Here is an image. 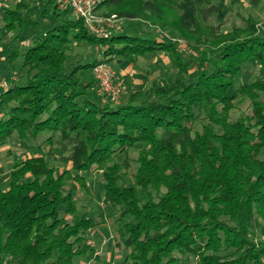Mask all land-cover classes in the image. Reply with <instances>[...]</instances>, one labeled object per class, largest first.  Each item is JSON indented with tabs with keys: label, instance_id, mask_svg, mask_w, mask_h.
<instances>
[{
	"label": "trees",
	"instance_id": "1",
	"mask_svg": "<svg viewBox=\"0 0 264 264\" xmlns=\"http://www.w3.org/2000/svg\"><path fill=\"white\" fill-rule=\"evenodd\" d=\"M216 1L100 0L96 8L107 17L145 20L186 42L198 56L194 78L175 42L114 30L96 36L52 0L45 32L16 13L23 1L15 10L0 8L8 31L33 28L30 47L8 55L9 63L22 56L25 77L0 90V148L15 140L31 149L46 133L45 143L60 153L56 160L70 165L58 172L46 154H34L9 171L8 188L0 190V264H74L90 252L85 236L99 222L79 216L74 189L87 193L85 177L94 171L104 201L115 209L125 263L182 264L189 254L195 264H264V37L249 18L223 32L224 0ZM213 17L217 23L207 25ZM71 40L104 50L67 72ZM157 52H165L189 81L156 84L151 98L141 102L134 93L114 106L79 78L113 59L133 65ZM248 63L263 71L235 88ZM237 98L248 102L250 112L232 118ZM196 110L205 121L200 130ZM257 220L263 227L259 242L250 235Z\"/></svg>",
	"mask_w": 264,
	"mask_h": 264
},
{
	"label": "rangeland",
	"instance_id": "2",
	"mask_svg": "<svg viewBox=\"0 0 264 264\" xmlns=\"http://www.w3.org/2000/svg\"><path fill=\"white\" fill-rule=\"evenodd\" d=\"M214 1L216 4H220L216 0ZM249 3L250 0H224L221 4L224 14L221 25L223 32L228 31L233 26H242L244 19L249 18L256 25L259 34L264 37V1L256 5ZM24 4L21 12L16 13L20 14L23 20H29L34 23V26L40 32H45L50 27V23L46 17L50 16L53 5L48 4L47 0H27ZM15 6L16 4H9L6 8L15 10ZM96 15L103 19L109 18V26L102 27L106 31L114 30L130 35H149L159 40L175 42L177 53L180 55L181 61L188 70V74L192 78L195 77L198 56L186 42L178 39L176 35L171 34L169 31L153 29L145 20H112V16L107 17L104 15L102 8L96 10ZM66 18L74 19L71 11L67 12ZM216 23L217 20L214 17L209 18L207 21V25L209 26L215 25ZM5 26V22L1 19L0 15V37L3 36L0 41V82H6L8 89L11 84L18 85L23 83L25 77V71L21 68L22 56H19L12 63H9L8 55L15 48L21 54L30 47L33 28L31 26L15 25V27L8 31ZM103 50V47L87 45L76 40H71L65 63L67 72H70L77 64H86L93 59L100 58ZM106 65L115 72L121 85L120 98L114 106L126 103L129 96L134 93L137 94L138 101L141 102L144 99L151 98L153 87L156 84L169 86L179 80L189 81L186 74H182L173 66L169 56L165 52L151 53L139 57L133 65L121 59H113ZM261 71H263L261 65L248 63L244 72L235 79V88L254 80ZM93 77L92 70L79 73L80 80L83 83H91L97 89L99 99L103 102L105 98H101L102 95L95 85ZM0 90L3 89L0 88ZM260 100L264 102L263 94H260ZM234 102L236 107L231 114L232 118L249 114L250 111L246 100L237 98ZM195 114L197 119L196 128L200 130V127L205 121L199 110H196ZM47 137L48 135L44 133L37 141L31 142V149L19 146L15 140L9 141L5 146L0 148V190L8 188L10 182L9 171L13 170V167L24 159L34 154H46L47 162L49 165L54 166L58 172L69 168L70 165L61 164L56 160L60 153L53 145L45 143ZM56 140H58V137L53 139V141ZM48 152H50V155H47ZM135 154L136 150L132 151L130 154L131 158H134ZM117 159L121 161L122 157ZM259 159L264 161V148L259 153ZM23 179L28 180L29 177L25 176ZM85 182L86 186H88L87 193L79 191L78 188L74 189L77 212L79 216L82 214L91 215L99 223L98 226L92 228L85 236L86 242L91 246L92 250L87 252L83 257L75 258L74 264H131V262L125 263V257L128 251L124 249L122 241L116 235L115 216L113 213L115 209L109 207L104 201L100 173L97 171L91 172L90 175L85 177ZM126 184H131V181L127 179ZM68 219L69 222L73 221L72 217ZM250 235L255 242L261 241L263 227L259 220L254 224ZM17 262V260H13L11 264H16ZM181 263L195 264L196 262L188 254L181 258Z\"/></svg>",
	"mask_w": 264,
	"mask_h": 264
},
{
	"label": "built area",
	"instance_id": "3",
	"mask_svg": "<svg viewBox=\"0 0 264 264\" xmlns=\"http://www.w3.org/2000/svg\"><path fill=\"white\" fill-rule=\"evenodd\" d=\"M21 0H0V7H6L9 4H17ZM56 8L60 11L68 9L75 18L83 21L88 31L99 37H107L109 32L104 30L103 26H109V18H100L96 15L97 5L100 0H52ZM116 19L115 16L111 17ZM99 91L107 96L111 103H116L121 94L120 82L115 72L106 64H99L92 69ZM0 88L6 92V82H0Z\"/></svg>",
	"mask_w": 264,
	"mask_h": 264
},
{
	"label": "crops",
	"instance_id": "4",
	"mask_svg": "<svg viewBox=\"0 0 264 264\" xmlns=\"http://www.w3.org/2000/svg\"><path fill=\"white\" fill-rule=\"evenodd\" d=\"M27 0H23V4L26 2ZM24 5H26V4H24Z\"/></svg>",
	"mask_w": 264,
	"mask_h": 264
}]
</instances>
